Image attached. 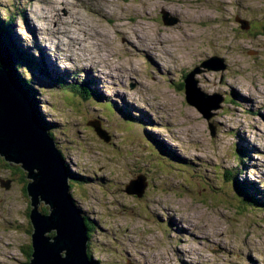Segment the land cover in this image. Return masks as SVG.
Wrapping results in <instances>:
<instances>
[{
    "label": "rangeland",
    "instance_id": "obj_1",
    "mask_svg": "<svg viewBox=\"0 0 264 264\" xmlns=\"http://www.w3.org/2000/svg\"><path fill=\"white\" fill-rule=\"evenodd\" d=\"M0 15L11 19L20 47L34 57L41 50L40 65L47 56L49 74L61 77L54 83L40 69H24L67 171L84 178L69 180L70 193L90 220L95 264H264V211L243 208L225 173L264 192V0H0ZM139 40L148 55L134 50ZM212 56L223 69L201 65ZM80 62L85 70L66 72ZM195 67L203 70L192 78L198 87L223 97L208 120L179 86ZM129 106L134 124L119 110ZM93 120L108 142L88 124ZM6 164L0 162V178L11 180L8 189L0 186V264H25L27 179ZM140 175L144 192H128ZM179 222L182 233L174 231Z\"/></svg>",
    "mask_w": 264,
    "mask_h": 264
},
{
    "label": "water",
    "instance_id": "obj_2",
    "mask_svg": "<svg viewBox=\"0 0 264 264\" xmlns=\"http://www.w3.org/2000/svg\"><path fill=\"white\" fill-rule=\"evenodd\" d=\"M164 19L166 12L162 10ZM243 28L247 22L243 20ZM176 19L165 21L175 23ZM206 61V62H205ZM212 61H217L214 64ZM209 69H223V60L212 56L201 64ZM199 68L183 80L185 100L208 120L221 108L223 97L218 93L203 92L193 78ZM203 71V70H202ZM38 110V109H37ZM37 110L15 83L10 73L0 65V156L17 165L25 174L26 194L29 197L28 218L32 227L31 253L25 264H92L87 251L85 216L70 193V176L54 138L40 125ZM105 142L109 136L97 120L88 123ZM211 136L215 128L209 123ZM11 180L0 178V186L8 189ZM146 182L140 175L131 180L128 192L141 195ZM48 212L39 209L40 203Z\"/></svg>",
    "mask_w": 264,
    "mask_h": 264
},
{
    "label": "trees",
    "instance_id": "obj_3",
    "mask_svg": "<svg viewBox=\"0 0 264 264\" xmlns=\"http://www.w3.org/2000/svg\"><path fill=\"white\" fill-rule=\"evenodd\" d=\"M7 17H1L0 15V65L4 67L10 75L13 77L15 83L21 88V90L24 92V94L27 96V98L30 100L31 105L34 109H38V90L36 87H34L35 81L32 76H28L24 69L34 68V69H40V74L46 77H49L53 80L54 83H61L60 76H52L49 74L48 70L41 66L40 64H43V54L41 50L38 51V56L34 57L32 52L26 51L20 47L18 44V39L15 37L13 30L11 29V25L8 23L11 21H6ZM45 65V63H44ZM23 68V70H22ZM66 79V78H65ZM62 80V79H61ZM70 82V83H69ZM65 83L73 84V81L65 80ZM78 84V83H77ZM80 84V83H79ZM83 86V89L87 92L90 91V86L88 82H82L80 84ZM180 87L184 90V84L183 82L179 84ZM94 92V91H93ZM83 93L88 96L87 93L83 91ZM95 93V92H94ZM122 112V111H121ZM124 115L127 116L129 123H134L137 120L132 119V115H128V112H123ZM37 118L43 127L46 128V130L49 132V134L54 138L52 134V128L51 124L44 121L42 115L40 114L39 110H37ZM137 123V122H136ZM248 151L246 149L239 148V154H247ZM4 161L5 165L7 162L4 160L2 156H0V162L2 163ZM67 169V167H66ZM71 180H79L82 181L84 179L83 177L75 176V173H71L70 171H67ZM226 175L230 176L233 180V188L236 191V194L240 197L242 206L243 204L247 207L249 205L257 207L259 210L264 211V192L262 194L260 193V190L256 188L255 184L252 182L249 183L248 181L242 179L239 180L237 177H235V173L232 172H225ZM75 174V175H74ZM26 182L24 190L26 192ZM260 193L261 196L257 197V193ZM243 206V208H246ZM43 212L46 213L45 208H43ZM88 219L86 218V221ZM85 221L86 227H87V235L90 237L89 233V225ZM31 253V252H30ZM89 258L92 261V264H95V261L92 260L90 251L87 252Z\"/></svg>",
    "mask_w": 264,
    "mask_h": 264
},
{
    "label": "bare ground",
    "instance_id": "obj_4",
    "mask_svg": "<svg viewBox=\"0 0 264 264\" xmlns=\"http://www.w3.org/2000/svg\"><path fill=\"white\" fill-rule=\"evenodd\" d=\"M73 1H75V2H82V1H84V0H73ZM92 1H96V0H92ZM99 5V4H98ZM98 7V6H97ZM96 7V8H97ZM105 17V16H104ZM87 39V38H86ZM39 42V41H38ZM40 44H41V42H39ZM52 43V42H51ZM69 43H71V42H64V45H66V44H69ZM50 44V43H49ZM143 42H142V40H139V42H133V48H134V50H136L137 52H139V53H143V54H147L148 55V51H149V49H148V45H146V48H144V46H143ZM35 45V44H34ZM36 48H38L37 46H35ZM147 50V51H146ZM150 52V51H149ZM83 53V52H82ZM92 55V54H91ZM46 59H47V61H46ZM46 59H45V68L47 69V70H50V67H52L54 64L53 63H49V59H48V57L46 56ZM235 61H237V59H235ZM235 61H234V64H236L235 63ZM83 62V61H82ZM82 62H80L78 65H74V64H69V65H67L66 67H65V70H66V72H70L72 69H74V71L75 72H78V70L77 69H82V70H85V66H84V63H82ZM238 67V66H237ZM241 67H243V65L241 64ZM196 68V67H195ZM245 68V67H244ZM242 69L243 68H240V71H242ZM202 72V69H200L199 71H197V74L198 73H201ZM96 82V81H95ZM220 84H225L226 86H229V87H232L231 85H229L228 83H224V82H220ZM214 93H216V92H214ZM237 96H238V94L236 93V92H234ZM119 96V95H118ZM238 97H240V96H238ZM260 97V96H259ZM236 100V99H235ZM255 100H257V98L255 99ZM260 101V100H259ZM263 103H264V101L263 100H261ZM247 103H249L248 101H247ZM250 104V103H249ZM125 105H126V102H125ZM129 105V104H128ZM251 105H256L257 107H258V105H259V103H251ZM119 110H124V111H126V112H130L129 110H132V107L131 106H129L128 107V109H124V108H119ZM262 111V110H261ZM132 118H134L135 120H139L136 116H133L132 115ZM260 118H261V123H264V114H261L260 115ZM133 119V120H134ZM263 121V122H262ZM224 123V122H223ZM264 125V124H263ZM163 153V152H162ZM72 171V170H71ZM45 206H47V205H45ZM48 207V206H47ZM154 207V206H153ZM154 209V208H153ZM170 218H171V221L172 222H174V223H176V221L177 220H175V218L171 215V216H169ZM174 218V220L175 221H173L172 219ZM173 223V225L171 226V229L173 230V227L175 226V224ZM179 229V232L180 233H182V231H181V229H180V222L177 224V227H176V229L174 230V231H176V230H178ZM186 230H188V228H186ZM180 252V251H179ZM167 261H168V259H167Z\"/></svg>",
    "mask_w": 264,
    "mask_h": 264
},
{
    "label": "flooded vegetation",
    "instance_id": "obj_5",
    "mask_svg": "<svg viewBox=\"0 0 264 264\" xmlns=\"http://www.w3.org/2000/svg\"><path fill=\"white\" fill-rule=\"evenodd\" d=\"M129 115V114H128ZM132 117V116H131ZM132 124H134V123H132ZM48 212V210H46V213ZM88 220L86 221V217H85V221L87 222V224L89 225V222H90V220H89V218H87ZM89 228V227H88ZM88 239H89V237H88ZM87 246H88V243H87ZM31 252V251H30ZM88 252V251H87Z\"/></svg>",
    "mask_w": 264,
    "mask_h": 264
}]
</instances>
